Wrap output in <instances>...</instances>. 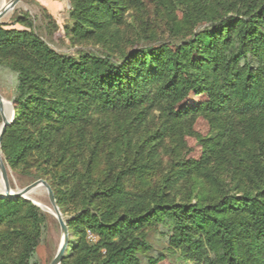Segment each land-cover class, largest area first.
<instances>
[{"label":"rangeland","instance_id":"obj_1","mask_svg":"<svg viewBox=\"0 0 264 264\" xmlns=\"http://www.w3.org/2000/svg\"><path fill=\"white\" fill-rule=\"evenodd\" d=\"M263 3L89 0L72 13L71 0H20L0 19V94L13 108L1 158L12 191L39 179L53 190L68 228L60 264H264V107L201 93L212 78L229 93L247 58L264 64V10L245 35L247 10ZM221 20L228 30L214 31ZM2 30L25 33L20 49H4ZM196 38L200 55L217 53L206 81L189 55ZM173 58L196 71L200 93L167 84ZM110 63L125 64L111 79L123 85L104 95ZM156 70L164 77L127 100ZM4 190L0 173V264H50L63 234L34 202L51 209L47 193Z\"/></svg>","mask_w":264,"mask_h":264},{"label":"trees","instance_id":"obj_2","mask_svg":"<svg viewBox=\"0 0 264 264\" xmlns=\"http://www.w3.org/2000/svg\"><path fill=\"white\" fill-rule=\"evenodd\" d=\"M72 6L77 12L80 10H86L88 9L87 7H83L82 3H88L89 0H71ZM257 9V10H256ZM264 10V3L263 5L260 6V8H257V6L250 7L247 12H246V18H245V24L246 29H245V35H250L249 41H252L254 37L257 35L256 33H252V29L255 27V23L259 22V17L261 15V12ZM229 24L227 20H221L219 23H217L214 26V31H224L228 30ZM258 30V29H257ZM3 34L1 35V38L4 39V49H13V50H18L22 45L19 44L18 41L15 40L14 37L16 36H24V32L20 31H7V30H2ZM12 33H15V36L10 37ZM262 37L264 35L260 33ZM9 37V38H8ZM200 38H196L195 43L196 44H191L190 45V50H189V55L190 59L195 60V64L197 66H202L201 68L205 69L204 73V80L206 81L209 78V73H212L215 71V65H216V59H217V53H214L210 56L209 60L206 58L205 55H200L201 53V48L204 43L199 42ZM254 47L250 43V47L248 50H253ZM146 54H149L148 60L151 58L150 50L149 49H142L138 55H141L142 58H145ZM253 55H256V52L253 53ZM174 59V58H173ZM175 61V70L171 73V76L169 77V80L167 81V84H171L174 87L176 86V83L181 82V85L183 87H186L188 90V93L190 90H194L198 92L199 88L201 86L198 84L199 80L197 79L198 74H196V71L194 69L186 68L190 66H183L184 64L178 62L176 58L174 59ZM113 69L107 70L106 73H103L104 75L101 76V78L98 80L101 82L100 89L104 90V95L105 94H118L120 92V89L123 84L122 82H117V83H112L111 79L118 73V77L121 76V69L125 64H121L120 66H115V64L110 63ZM80 66V64H79ZM128 77V76H126ZM164 77V73L162 70H156L155 73H149L148 76H143L140 75L138 80V84L132 88L130 91H127V100L136 99L138 96L141 95L142 90L147 88L150 83H153L154 81H157L161 78ZM174 84L172 83L174 80ZM226 81L229 82V85H231V89L229 93L221 94L223 92V88L217 89L216 86V81L212 78L211 80H208L210 83H207L202 86V92L201 93H207L210 92L214 97L212 104L216 105L218 101L221 103H228L230 101H233L237 96L241 95L242 101L244 102L241 104L242 106L240 109L242 111H252L257 108L264 107V64L262 65H256L254 62H252L250 59L244 63L243 67L240 70V74L237 72H232L231 76H227L225 79ZM243 82V84L240 86V84ZM232 83V84H230ZM27 86V82L24 79V77H20L19 82H18V89L19 92L24 91V89ZM259 89H263V94L261 96H258V91ZM200 93V92H198ZM221 94V95H220ZM190 95V94H189ZM221 96V99L220 97ZM219 99V100H218ZM236 105V102H235ZM8 127V126H7ZM7 130V128H6ZM5 130V132H6ZM4 132V134H5ZM3 134V136H4ZM3 139V137H2ZM2 141V140H1ZM203 219L212 217L214 219L215 225L217 226V230L219 233L223 235V238H227L229 235V230L228 226H226L221 220H219L216 217L210 216L209 214L204 213L203 210L198 209L197 212ZM228 239V238H227ZM230 248V247H229Z\"/></svg>","mask_w":264,"mask_h":264},{"label":"water","instance_id":"obj_3","mask_svg":"<svg viewBox=\"0 0 264 264\" xmlns=\"http://www.w3.org/2000/svg\"><path fill=\"white\" fill-rule=\"evenodd\" d=\"M19 2H20V0H10L8 2V4L6 5V7L4 9L0 10V19L3 16H5V14H7V12H9L11 9L15 8ZM3 101H4V98L0 94V114H1V118H2V125L0 128V144H1V140H2L3 134H4L7 126L12 121V118L9 119V115H10V117L13 115V108H11L8 116H5L3 114V112H2ZM0 173H1L3 183H4V189H5L4 193L6 196H8L10 198L30 196V193L33 192L37 188L43 189L47 193L48 200H49L50 205H51L52 213L57 218L58 223L60 225V229L62 231V234H64V238L61 240L58 251H57L55 257L53 258V260L50 264H60L61 260L64 257L65 250L67 248V243H68L67 230H68V228H67V224H66L65 220L61 216V212L57 206L56 199H55L53 190L51 189L50 185L44 179H39V180L29 184L28 186H26L22 189L12 191L10 189V185H9L6 166H5V164L1 158V153H0Z\"/></svg>","mask_w":264,"mask_h":264},{"label":"bare ground","instance_id":"obj_4","mask_svg":"<svg viewBox=\"0 0 264 264\" xmlns=\"http://www.w3.org/2000/svg\"><path fill=\"white\" fill-rule=\"evenodd\" d=\"M8 3H5L3 0H0V10L1 9H4L5 7H6V5H7ZM10 110H11V107H10V105H9V103L8 102H6L5 100L3 101V107H2V112H3V114L5 115V116H8V114L10 113ZM11 117H10V115H9V119H10ZM1 125H2V123L0 124V128H1ZM31 197V196H30ZM41 200V199H40ZM34 202H36V203H38V204H41L42 205V207H44L45 209H47V210H51L50 208H47L46 206H44L42 203H40L39 201H37V200H34ZM64 238V234L62 235V238H61V240Z\"/></svg>","mask_w":264,"mask_h":264}]
</instances>
